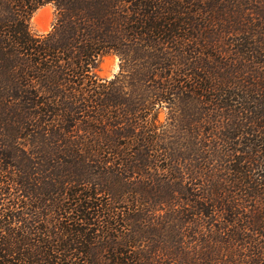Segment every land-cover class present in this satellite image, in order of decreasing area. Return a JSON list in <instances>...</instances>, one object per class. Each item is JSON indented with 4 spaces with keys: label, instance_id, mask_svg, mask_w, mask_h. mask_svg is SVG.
Returning a JSON list of instances; mask_svg holds the SVG:
<instances>
[{
    "label": "trees",
    "instance_id": "1",
    "mask_svg": "<svg viewBox=\"0 0 264 264\" xmlns=\"http://www.w3.org/2000/svg\"><path fill=\"white\" fill-rule=\"evenodd\" d=\"M0 264H264V0H0Z\"/></svg>",
    "mask_w": 264,
    "mask_h": 264
},
{
    "label": "rangeland",
    "instance_id": "2",
    "mask_svg": "<svg viewBox=\"0 0 264 264\" xmlns=\"http://www.w3.org/2000/svg\"><path fill=\"white\" fill-rule=\"evenodd\" d=\"M56 22V10L53 5L39 8L31 18V28L37 34H45L53 29ZM120 72V58L116 54H107L99 62L95 73L105 79L114 78ZM161 118L165 119L162 113Z\"/></svg>",
    "mask_w": 264,
    "mask_h": 264
}]
</instances>
